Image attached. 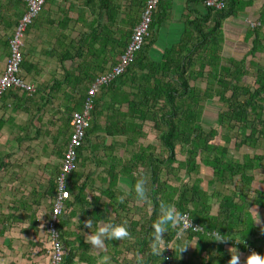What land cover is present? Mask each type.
I'll use <instances>...</instances> for the list:
<instances>
[{
    "label": "trees",
    "instance_id": "obj_1",
    "mask_svg": "<svg viewBox=\"0 0 264 264\" xmlns=\"http://www.w3.org/2000/svg\"><path fill=\"white\" fill-rule=\"evenodd\" d=\"M204 1L187 0L189 6L203 5L205 11L200 13L188 6L189 15L182 19L177 39L168 43L161 31L169 21H173L174 0H160L144 45L133 63L96 97L91 126L86 131L83 145L78 151L77 168L68 178L70 198L66 201L64 211L66 214H63L65 218L62 217L59 229L66 248L64 264H76V260L89 263L94 259L87 256L83 239L79 237L76 246L74 242L66 239L68 234L63 230L77 216L78 206L85 217L82 224L88 220L92 225L108 221L126 224L130 236L118 240H122L123 245L127 242L129 244L126 250L117 249L112 252L111 260L114 264H137V254L142 257L143 264L162 263L167 253L166 249L160 255H154L151 251V225L162 214L161 202L174 203L182 214L190 213L192 219L203 229L193 233L187 232L178 238L179 224L176 227L169 225L168 233L163 234L165 237L163 247L172 249V264H215L217 261L223 264L221 257H225V246L236 240L248 242L246 239L254 234L256 228L249 211V205L258 202L250 201L253 182L250 173L253 166L247 162L241 164L233 157L229 158V150L223 146L222 131L226 130L227 133L239 129L246 131L248 127L254 131L255 122L250 118L257 116L260 119L262 114L259 112L264 110L261 104L264 102V71L261 69L258 71L254 81L255 87L241 86L240 82L246 75L242 70L244 61L233 59L225 61L223 57L221 34L223 23L227 18L242 13L246 6L245 1L224 0L225 8L222 10L208 8ZM4 4L15 6L17 10L21 6L24 7L20 0H2V5ZM146 4L147 0H130L129 7L133 11L124 13V17L119 21L122 25L132 28L126 31L117 25L122 14L120 0H81L78 20L84 22L89 31L81 34L77 41L68 44L61 40L59 45L62 51L58 57L60 64L79 59L81 62L76 66L77 72L66 69L63 80L55 79L49 87L51 93L61 91V88L67 85L78 95V98H74L71 92L63 91L67 101L63 111L67 115L66 128L57 131L60 133L53 138V142L62 147L56 152L61 160L72 134L70 130L72 113L82 110L89 86L109 69L105 67L109 62L108 56L109 60H112V66L117 64L119 56L131 39V32L140 23V14L143 13ZM3 12L2 7V20H5ZM23 13L24 8L21 12L15 10L17 16L13 24L17 25ZM85 13L92 17L90 22L85 19L87 16ZM68 21L67 16L58 27L61 29L66 27ZM39 25L41 18H36L28 31ZM4 46L9 47L8 41ZM224 62L229 63L227 64L229 66H225ZM31 68L24 54L22 71L24 69L30 72ZM198 80L205 82V88L192 84ZM13 91L15 90H10L6 94ZM37 92L38 90L33 94L25 92L22 95L31 100ZM42 92L46 93L44 90ZM12 97L16 99L17 95L13 94ZM39 97L42 98L43 108L50 104L53 98L50 94L47 98L41 95ZM216 100L222 104L215 123L217 127L211 125L207 130L204 126L205 108L207 103ZM19 107L16 105L15 109ZM102 119L105 121L103 125ZM145 123L152 124L159 148L156 145L143 146L139 143V140L145 137L143 133ZM60 127L62 129L63 125ZM42 134L39 133L40 136ZM98 134L105 136L100 137ZM261 134L264 135V132ZM115 136L124 138L125 141L116 144L117 146L112 141L107 146L106 138ZM61 139L63 142L58 144ZM237 144L236 147L239 145ZM116 148L124 149L127 154L123 156L125 158L117 155ZM178 148L184 153L183 160L177 158ZM100 149L110 151L105 162L97 161ZM88 151L91 155H87ZM88 157L93 161V165L90 164L91 168L87 170L88 174L85 176L81 167L87 166L81 164L83 160L85 164L88 163ZM0 166L2 167L1 157ZM203 167L212 170L213 179L209 185L217 186L211 194L202 188L204 186L200 177H197L202 174ZM181 171L188 175V180L181 178ZM50 172L47 190L52 199L56 195L61 163ZM96 175H99L105 184L108 180L109 186L99 189L101 195L110 200L108 203L102 204L99 198L94 197L97 188L93 180ZM170 176L176 178V183L172 182ZM193 176L198 179L192 181ZM120 177L128 178L131 182L128 195H123L121 190L117 192L118 188L114 187ZM237 177H240L241 187L238 184L234 185L231 194L224 193V188L235 182ZM141 178L146 181L148 191L146 200L137 198L134 190L135 182ZM83 179L86 181L82 182ZM255 192L264 198V193ZM121 195L124 196L123 201L119 199ZM71 199L73 201H70ZM213 200L218 204L216 215L212 214ZM130 203L133 206L125 210L126 216L119 221L111 218L112 209L117 211L116 207L123 211ZM259 205L264 207L263 203ZM84 206L92 209L84 210ZM72 207L76 210L69 212ZM49 219L50 214L47 216L45 229ZM217 230L223 233L227 240L216 241L212 233ZM115 241L107 242L115 244ZM182 248L184 249L181 250ZM122 251L132 253V256L118 257Z\"/></svg>",
    "mask_w": 264,
    "mask_h": 264
},
{
    "label": "crops",
    "instance_id": "obj_2",
    "mask_svg": "<svg viewBox=\"0 0 264 264\" xmlns=\"http://www.w3.org/2000/svg\"><path fill=\"white\" fill-rule=\"evenodd\" d=\"M244 1L246 5L244 7V11L239 13L237 16L227 18L223 23L221 31V34L223 35V57L225 61L232 59L244 61V67H242V70L246 73V75L240 82V85H246L253 88L255 87L254 81L259 73L258 71L260 69L264 71V0ZM0 3V28H2L3 25L7 32L11 30L13 32L16 26L13 24V20L15 19V16H17L15 14V10L17 12L20 10L21 12L24 8L25 11V4L22 3L24 7L21 6L20 9L17 10L15 9V6L10 4L2 5V0H0ZM51 3H53V5H57V1L52 0ZM75 5V2L70 4L67 14L58 20L57 25L62 23V20L67 16L69 18V21L67 22L68 24L73 21L72 18L70 20L69 9H75ZM80 6L81 5L77 8H80ZM188 6L187 0H174L173 21H169L163 28V31H161L162 35H165L164 37L166 42L170 43L177 39V32L182 26V19L184 20V17L189 15L190 6L192 7L191 9L197 12L202 13L205 11V7L203 5L192 4L189 7ZM2 7L5 20H2ZM62 9L63 8L61 7L60 10ZM50 12L51 10L49 9L45 11V14H49ZM20 18L18 20H20ZM250 22H256L259 24L256 28H252ZM29 32L30 31L27 32L28 34L26 37L24 54L28 55V57H30V61L32 62L31 55L27 49V39L30 34ZM51 32L54 33V41L51 43L52 45L49 47V50L45 51V53L48 58L52 59V61H56L62 51V47L59 45L58 50V48H55L54 44L59 43L61 41L60 38L63 35L60 33L55 34L56 32L54 31ZM12 35L13 33L8 37V44ZM34 41L36 43L39 42L37 39ZM0 42H2L1 38ZM6 49L8 51L5 52L6 56L2 60L3 66L1 65L0 67V75L3 72L6 59L10 54L9 47ZM80 62L81 59L60 64L64 72L63 77L57 80H63L66 69L70 72H77L76 66L80 64ZM224 64L225 66H229L227 65L229 63L224 62ZM31 66V70H36V72H38L39 68L36 65L33 66L31 64ZM22 77L25 79L23 74ZM26 81L33 84L36 90H38V87L36 86L37 83L34 84L32 81ZM53 83L54 82H52V84ZM52 84H50V86ZM63 87L67 88L68 86L64 85ZM62 88L61 90H63ZM63 91H65V89ZM23 93L25 94V92L20 94L19 92L13 91V93L6 94L2 97V104L0 105V157H2V167L0 166V172L2 171V173H0V206L2 205V207H0V264H49V258L46 250L47 232L44 230L47 216L50 214L52 206V199L49 197L47 190L49 184L46 182L47 180L40 178L39 165H35L33 163L32 157L30 160L28 159V161H30V163L27 162L28 164H14L13 161L21 148L24 147L22 144L26 143L27 146L31 147L32 152H34V154L36 153L34 147L37 148L38 146L40 132L45 135L47 134L46 136L51 138V143L47 145L46 149L52 151L53 155L58 152L59 147L53 142L55 132H49L50 129H44V126L42 128L41 124H39V120L41 119V115L45 109L42 107V98H35L36 96H33L34 99L30 100L27 96L22 95ZM13 94L17 95L16 99L15 97H12ZM62 104L63 103H60L61 106ZM261 104L264 108L263 101ZM16 105H19L20 107L15 109ZM39 108L42 109L40 110ZM259 114H262L260 119H258L257 116L250 118V120L255 122L254 131H252V128L250 127H248L246 131H242V129L230 133H227L226 130L223 131V146L229 150V158L233 157V159L237 160L241 164L247 162L249 165L253 166V171L250 173V177H252L253 181L251 185L250 201L253 202L258 200V202H254L252 205H249L253 225L256 228L253 232L254 234L246 239L248 242L235 241L234 243L225 246V257H221V260L224 262L223 264H228V260L230 259L232 253L235 254L236 248L239 251L241 264H243L247 256L253 251L264 254V207L259 205V203L264 204V198L255 194V191L264 193V135L261 134L264 132V110L260 111ZM98 135L103 137V134ZM236 144L238 147H236ZM55 155H57V153ZM119 155L120 157L125 158L121 153ZM60 163L61 159L56 160L55 158L53 161L50 159L44 164V169L49 170L50 172V170L60 166ZM237 178H239L238 182H240V177ZM83 181H86V179H83L82 182ZM93 181L95 187L97 188L94 192L95 196H93L99 198L100 203L102 204L108 203L110 200L101 195L99 191V189L109 186V183H107L108 180L106 185L105 181L99 178V175H96L94 176ZM210 181L211 180L207 181V187L202 188L211 194L217 186H215L216 184L212 186L209 185ZM234 185H237V182L227 185L223 192L231 194L235 188ZM130 186V180L124 177H120L114 185L115 189L118 188L117 192L121 190V192L124 193L123 195L129 194ZM238 186L241 187V183H238ZM42 197H44V201L40 200ZM72 199L70 201H73ZM47 203L51 205L50 211L48 210L49 214H47V206L45 205ZM212 203V214L216 215L218 204L216 203V200H213ZM132 206V203H130L123 211L115 207L117 211H114L113 209L111 210V218L119 221L120 218L127 215L125 210H129ZM79 207L80 206H78V210H76L75 207L69 209V212L76 210L78 211V214L63 230L66 234H68L66 239L74 242L76 246H78V243L76 242L79 237L83 239L86 246L84 247V250L86 251L87 256L94 257L95 260L92 259L89 263L87 261L79 262L76 260V264H114L111 260L112 252L117 249H123L122 240L114 239L116 240L115 244H110L107 241L113 239L105 238L103 248L94 247L91 242L88 241L87 237L88 234L95 232L102 222H99L96 225L90 224L89 227L87 223L82 224L85 217L83 212L79 210ZM83 209L90 211L92 207L84 206ZM118 214H120V216H118ZM62 217H64V215ZM128 244L129 243L127 242L124 247L128 246ZM193 247L192 250L194 249ZM80 252L81 251L79 250L78 254H80ZM105 256L108 257V260L103 259ZM215 264L221 263L220 261H217Z\"/></svg>",
    "mask_w": 264,
    "mask_h": 264
},
{
    "label": "rangeland",
    "instance_id": "obj_3",
    "mask_svg": "<svg viewBox=\"0 0 264 264\" xmlns=\"http://www.w3.org/2000/svg\"><path fill=\"white\" fill-rule=\"evenodd\" d=\"M51 1L52 0L48 1L45 8L41 11V13L38 17V18H41V20H42L41 25H39L37 28L36 27L32 28V30L29 32L30 34H29L28 39H27V49L29 50V54L31 55L32 62L35 64H33L30 61V57H28V55H25V60H26V62H28L29 64H32L33 66L36 65L39 68V70H38V72H36V70L35 71L31 70L32 72H28V71L23 69V75H24L26 80L32 81V82H34V84L37 83L36 86L38 87V92L40 90V93L37 92L36 97H39L41 95L44 98H47L48 94L52 95L53 98H52L51 103L45 107V109L43 110V114L41 115V127L43 128V126H44V129H50L49 132H55V135H56L57 133H60L57 131H62L63 129L66 128L65 123H66V116L67 115L64 114L63 111L65 109V105L67 104V101H66L65 96L63 94V90L65 89V90L71 92L73 94L74 98H78V95H76L69 87H67V88L63 87L62 88L63 90L58 91V92L49 93V91H48L50 84H52V82L55 79H61L63 77V72H64V70L61 68V65H60L58 59H56V61L59 64H57L55 60L52 61V59L48 58V56L45 53V51L49 50V47H51V45H52L51 43L54 41V37H53L54 33L51 31L56 32L55 34H58V33L62 34L63 36H61L60 39L64 40L68 44L71 41L78 40L79 37L81 36V34L89 31V28L87 25L84 24V22H81L78 20L79 12H78L77 7L79 5H81V0H74L73 2L76 3L75 9L74 8L69 9L70 20L72 18L73 21L71 23H69L66 27L62 28V30H60L61 28H59L58 27L59 25H57L58 20H60V18H62V16L64 17V15L67 14L68 8H69L70 4H73V2L71 0H53V1H57V5H53V3H51ZM120 3L122 5V14L119 18V21L124 17V15H125L124 13H127V12L131 13L133 11V10H130V7H129L130 6V0H120ZM61 7L63 8L62 10H60ZM49 9L51 10V12L49 14H47V13L45 14V11H47ZM87 13H85V14H87ZM141 16H142V14H140V17ZM91 18L92 17L89 14H87V16H85V19H87V22H90ZM119 21L117 22V25L120 28L123 27L126 31L127 30L129 31L130 29H132L128 25H122L121 22H119ZM49 30H51V31H49ZM55 30H57V31H55ZM10 32H12V30L7 32V30L4 29L3 25H2V28H0V36H1L0 38L2 40V42H0V67H1V65L3 66L2 60L6 56L5 52L8 51L4 46V42L8 41V37L12 34ZM36 39L39 41L38 43H36L34 41ZM54 45H55V48L59 47V43H55ZM58 50H59V48H58ZM112 55L114 56V54H112ZM108 58L110 59L109 56H108ZM109 59H108L109 62L105 65L106 68H110L113 64L112 60H109ZM113 62H114V60H113ZM192 84L200 86L201 88H205V86H206V84L203 80H198L196 83L192 82ZM42 90L46 91V93H43ZM60 103H63L64 105L62 104V106H61ZM71 105H72V103H71ZM221 105L222 104L220 102H218L217 100L210 102V103H207L206 108H205V112H204V119H205L204 126L207 130L210 129L211 125L214 128L217 127V125L215 123H216L217 114H218V111H219V108ZM101 122H102L101 123L102 125L105 123V121L103 119L101 120ZM60 125L61 126L63 125L62 129H61ZM70 126H71V122H70ZM143 133L145 134V137L141 138L139 140L140 144H142V145L152 144V145H156L157 148H159L157 145L158 143L156 140V133H154V129L152 127V124L145 123ZM46 135L42 134V136L39 137L38 146H37V148L34 147L36 155L34 154V152H32V149L30 146H27L26 143L22 144V146H24V147L21 148V150L19 151L15 160L13 161V163L14 164L15 163L26 164L27 162L30 163V161H28V159L30 160V158L32 157L33 163L35 165H39L40 178L48 181V179L50 177V172H49V170L44 169V167H45L44 164L47 161H49L50 159L53 161L55 158H56V160L57 159L60 160V158H59V156H57L55 154L53 155L52 151H49L46 149L47 145L51 143V138L49 136H46ZM103 136H105V135L103 134ZM218 139L220 140V137H218ZM106 140H107V146L109 144H111V142L113 140H114L113 142L115 145L120 144V143L122 144L125 141L124 138H121L118 136L107 137ZM61 142H63L62 139H61ZM58 144H60V141ZM58 147L62 148L61 145H59ZM119 149H117V151H118L117 153L120 152L122 154V156L127 155L126 152L124 151V149H121V148H119ZM98 153H99L98 154L99 160L97 159V161L100 162V160H101L102 162L103 161L105 162L106 156L108 154H110V151H107V150L103 151V149H100V150H98ZM88 154L91 155V153H89V151L87 152V155ZM177 158H178V160L184 159V153L179 148H178ZM107 162H108V159H107ZM90 164L93 165V161L88 157V163L85 164V162L83 160V162L81 164V166L86 165L87 167H85V166L81 167L80 166L81 170L84 172L85 176L88 174L87 170L89 168H91ZM95 166H93V168H95ZM0 173H2V171ZM202 174H200L199 176L197 175V177H200L201 183L203 182V186L205 188L208 185L207 181H209V180L212 181V179H213L212 170L208 169L206 167H203ZM104 176H105V174H104ZM180 176L184 180H188V175H186V173L184 171L180 172ZM170 177H171L170 179L172 180V182L176 183V180H175L176 178L173 176H170ZM197 177L193 176L192 181H196V179H198ZM238 180H239V178H236L235 183L237 182V184H238L239 183ZM221 187L223 189V186H221ZM89 191L90 190H88V192ZM53 198H52V201H53ZM40 200L44 201V198L43 199L41 198ZM45 205L47 206L46 207L47 211L48 210L50 211L51 205L49 203H47ZM51 209H52V206H51ZM49 211L47 214H49ZM184 234H186V233H184ZM184 234L182 236H184ZM164 244L165 243L163 241L161 246L163 247ZM124 246L125 245H123L122 250H126V247H124ZM47 249H48V242H47L46 250ZM165 249L167 250V248H165ZM131 254L132 253L122 251L120 256H118V257L127 258L129 256L131 257L132 256Z\"/></svg>",
    "mask_w": 264,
    "mask_h": 264
},
{
    "label": "built area",
    "instance_id": "obj_4",
    "mask_svg": "<svg viewBox=\"0 0 264 264\" xmlns=\"http://www.w3.org/2000/svg\"><path fill=\"white\" fill-rule=\"evenodd\" d=\"M25 4V11L12 32L9 39L10 54L6 59L2 74L0 75V99L8 91L15 90L33 94L36 88L22 77V64L26 44L27 31L40 15L48 0H20ZM160 0H147L146 7L142 13L140 23L131 32V39L119 56L116 65H113L105 73L100 75L89 86L84 100L82 110L74 111L71 117V138L67 145L61 162V173L57 180L56 196L53 199L51 217L46 225L49 264H64L65 249L61 241L59 226L65 209L66 201L70 198L68 191V177L77 168L79 161L78 151L83 145L86 137V130L89 129L92 120V113L95 107V99L101 90L111 82L121 76L126 69L133 63L137 53L142 49L145 37L150 30V24L154 12L157 10ZM204 5L215 10L225 8L224 0H205ZM259 24V23H258ZM256 22H250L252 28L257 27ZM190 226H185L184 221L179 222L180 230L178 238L186 232L202 231V226L195 222L190 213L186 212ZM167 253L161 264H172V250L167 248Z\"/></svg>",
    "mask_w": 264,
    "mask_h": 264
},
{
    "label": "clouds",
    "instance_id": "obj_5",
    "mask_svg": "<svg viewBox=\"0 0 264 264\" xmlns=\"http://www.w3.org/2000/svg\"><path fill=\"white\" fill-rule=\"evenodd\" d=\"M134 190L137 198L148 199V191L146 188V181L141 178L135 182ZM121 201L124 200V196L119 197ZM160 209L162 214L158 216L157 220L151 225V251L154 255H160L165 247H161L164 241V233H168V227H176L181 220L184 221L185 226H190V220L187 219L186 214L180 213L174 203L161 202ZM88 227L90 221H87ZM215 236L216 241H225L227 238L219 230L212 233ZM130 233L125 223H116L114 221L102 222L95 232L88 234V241L96 248H103L105 238L108 239H123L129 237ZM240 242L239 240H236ZM182 248L181 250H183ZM104 260H108V257H103ZM137 264H143L142 257L137 254ZM228 264H241L239 251L236 248L235 254H231ZM243 264H264V254L253 251L249 254Z\"/></svg>",
    "mask_w": 264,
    "mask_h": 264
},
{
    "label": "bare ground",
    "instance_id": "obj_6",
    "mask_svg": "<svg viewBox=\"0 0 264 264\" xmlns=\"http://www.w3.org/2000/svg\"><path fill=\"white\" fill-rule=\"evenodd\" d=\"M92 115H93V113H92ZM71 117H72V115H71ZM92 118H93V116H92ZM91 122H92V120H91ZM91 126V125H90ZM90 128V127H89ZM71 130H72V125H71ZM87 131V130H86ZM86 133V132H85ZM87 134V133H86ZM72 135V134H71ZM66 151V150H65ZM65 153V152H64ZM63 156H64V154H63ZM63 159V158H62ZM61 162H62V160H61ZM69 178V177H68ZM56 196V195H55ZM55 198V197H54ZM52 204H53V201H52ZM65 208H66V205H65ZM64 211H65V209H64ZM51 213H52V210H51ZM51 213H50V217H51ZM63 214H64V212H63ZM63 216V215H62ZM61 225V224H60ZM59 229H60V226H59ZM58 229V230H59ZM46 231V230H45ZM187 233V232H186ZM178 234H179V232H178ZM183 235V234H182ZM60 236H61V232H60ZM62 241V240H61ZM62 244H63V242H62ZM64 246V245H63ZM64 249L66 250V248L64 247ZM172 250V249H171ZM173 252V251H172ZM47 254H48V249H47ZM48 258H49V255H48ZM64 260H65V258H64Z\"/></svg>",
    "mask_w": 264,
    "mask_h": 264
}]
</instances>
